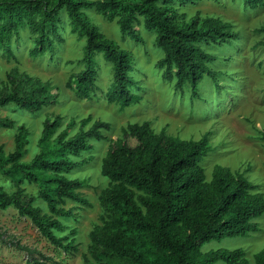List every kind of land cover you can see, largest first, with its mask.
I'll return each instance as SVG.
<instances>
[{"label":"trees","instance_id":"1","mask_svg":"<svg viewBox=\"0 0 264 264\" xmlns=\"http://www.w3.org/2000/svg\"><path fill=\"white\" fill-rule=\"evenodd\" d=\"M200 1L0 0V49L14 58L13 41L20 37L21 30L29 27L35 40L29 55L42 56L47 48L53 47V38L59 37L58 24L65 11L73 27L86 38L85 68L72 75L77 91L87 99L96 91V56L103 53L114 69V87L108 92V99L124 110L142 101L133 92V88H139L130 74L133 56L100 32L85 10L95 8L104 17L117 18L121 32L129 36L138 34L135 23L142 18L164 53L160 63L165 67L166 76L176 78L175 89L181 94H185L188 84L192 97L197 99L205 75L216 86L221 75L209 65L218 61V57L205 47L229 45L238 37L231 25L218 17L202 18L197 13L184 21L186 14L179 13L178 7ZM244 2L251 8L264 6V0ZM259 32L264 33V28ZM9 82L14 86L11 91L0 88V108L16 105L36 112L53 103L50 96L37 95L44 87L40 82L31 78L22 81L11 75ZM22 83L32 86L26 90ZM90 122L91 117L84 120L73 137H69L66 129L54 139L61 121L46 120L39 140L40 151L29 162L23 161L29 137L25 126L20 127L16 136L15 151L8 154L0 151V170L18 189L16 194L7 196L0 186V210L15 208L21 217L31 219L42 235L65 251L76 248L73 241L64 244L68 238L54 235L53 230H63L61 222L44 218L21 186L26 182L38 184L39 196L53 214L69 215V211L60 208L65 206L66 199L90 206L78 192L83 182L66 176L75 164L74 158L93 150L90 141L104 140L102 131L111 130L109 123L97 120L85 131ZM12 125L0 116V128ZM74 125L72 122L69 127ZM132 140L135 145L131 144ZM211 151L207 136L199 141L183 140L165 130L157 133L150 121L127 125L123 137L111 142L102 161V175L112 185L100 200L119 219L93 232L94 245L107 244L132 264H250L242 249L202 251L206 244L258 232L256 220L264 216V193L245 174L217 165L212 179L207 180L202 163ZM88 159L84 158L83 162ZM70 234L76 235V230ZM19 247L30 255L31 261L41 264L40 259L34 258L33 249ZM256 261L264 264V250L257 254Z\"/></svg>","mask_w":264,"mask_h":264},{"label":"rangeland","instance_id":"2","mask_svg":"<svg viewBox=\"0 0 264 264\" xmlns=\"http://www.w3.org/2000/svg\"><path fill=\"white\" fill-rule=\"evenodd\" d=\"M178 8L179 13L186 14L184 21L197 13L202 18L218 17L238 34L229 45L205 47L218 57V61L209 65L211 70L221 75L217 78V86L209 75H205L197 99L192 97L188 84L185 94H181L175 89L176 78L166 76L165 67L160 63L164 53L156 44L154 32L145 28L142 18L135 23L138 34L129 36L121 32L117 18L104 17L95 8L85 10L88 19L100 32L133 56L130 74L139 84L133 92L138 93L142 101L124 110L117 102L108 99V92L114 87V69L103 53L96 56V91L89 99L77 91L72 75L85 68L86 38L73 27L65 11H62L58 24L59 37L53 38V47L47 48L42 56L33 58L29 55V50L35 46L29 27L21 30L20 37L13 41L14 58L0 49L2 90L11 91L14 87L9 82V75L22 81L31 78L44 86L37 95H48L53 100L36 112L16 105L0 108V116L13 123L10 128H0V151L6 154L14 152L16 136L20 127L25 126L29 137L23 161H31L40 151L39 140L48 119L61 121L54 139L66 129L69 137H73L88 117H91V122L84 127L85 131L97 120L111 125V130L102 131L104 140H91L93 150L83 153L81 158H74L75 164L66 174L71 180L83 182L78 192L90 206L66 199L65 206L60 208L69 211V215L53 214L40 198L38 184L26 182L21 186L44 218L61 222L63 230H53L54 235L60 239L68 238L64 244L73 241L76 249L65 251L54 245L31 219L21 217L11 207L0 210L3 234L0 264H36L19 246L33 249L34 258L40 259L41 264H132L107 244L95 246L91 237L94 231L119 219L100 200L102 193L112 185L102 175V161L111 142L120 140L129 124L150 121L157 133L165 130L170 136L183 140L199 141L207 136L212 146V151L202 163L207 180L212 179L215 166L229 167L234 172L245 174L264 193V33L259 32L264 28V6L251 8L245 5L244 0H201ZM24 85L26 90L32 86L22 83V87ZM72 122L75 125L70 128ZM131 144L136 142L132 140ZM0 186L7 196L16 194L18 190L1 170ZM256 222L258 232L206 244L202 251L242 249L250 264H257L256 256L264 250V216ZM71 230H76V235H71Z\"/></svg>","mask_w":264,"mask_h":264}]
</instances>
